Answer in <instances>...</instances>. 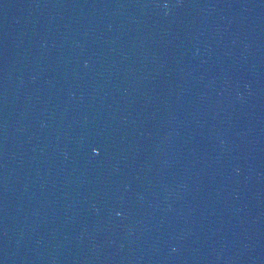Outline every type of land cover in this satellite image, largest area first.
Segmentation results:
<instances>
[{
	"label": "water",
	"instance_id": "water-1",
	"mask_svg": "<svg viewBox=\"0 0 264 264\" xmlns=\"http://www.w3.org/2000/svg\"><path fill=\"white\" fill-rule=\"evenodd\" d=\"M0 264H264V0H0Z\"/></svg>",
	"mask_w": 264,
	"mask_h": 264
}]
</instances>
